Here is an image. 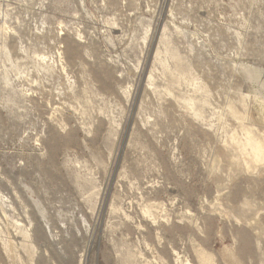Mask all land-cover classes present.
<instances>
[{"label": "rangeland", "instance_id": "obj_1", "mask_svg": "<svg viewBox=\"0 0 264 264\" xmlns=\"http://www.w3.org/2000/svg\"><path fill=\"white\" fill-rule=\"evenodd\" d=\"M0 264H264V0H0Z\"/></svg>", "mask_w": 264, "mask_h": 264}, {"label": "bare ground", "instance_id": "obj_2", "mask_svg": "<svg viewBox=\"0 0 264 264\" xmlns=\"http://www.w3.org/2000/svg\"><path fill=\"white\" fill-rule=\"evenodd\" d=\"M233 257V256H232Z\"/></svg>", "mask_w": 264, "mask_h": 264}]
</instances>
